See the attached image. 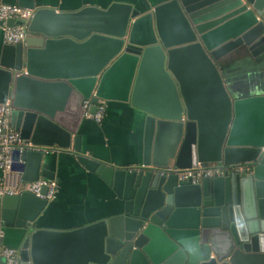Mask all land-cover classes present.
<instances>
[{
	"label": "water",
	"instance_id": "water-1",
	"mask_svg": "<svg viewBox=\"0 0 264 264\" xmlns=\"http://www.w3.org/2000/svg\"><path fill=\"white\" fill-rule=\"evenodd\" d=\"M0 4L34 11L25 42L0 51V107L10 101L24 143L11 172L24 183L55 181L44 157L72 150L118 201L107 219L57 231L41 224L49 201L0 198V230L20 240L1 242L21 264H264V82L231 81L221 69L242 49L264 54V0L115 1L74 12ZM90 98L92 114L99 101L143 114L139 164L97 161L60 123L71 102ZM198 164L243 171L196 184L161 171Z\"/></svg>",
	"mask_w": 264,
	"mask_h": 264
},
{
	"label": "crops",
	"instance_id": "crops-1",
	"mask_svg": "<svg viewBox=\"0 0 264 264\" xmlns=\"http://www.w3.org/2000/svg\"><path fill=\"white\" fill-rule=\"evenodd\" d=\"M115 1L137 4L147 2L153 5L166 0H38L45 7L62 12H74L88 6L105 9ZM3 45V34L0 31V51ZM237 82L242 81L237 79ZM244 82L252 84L253 87L262 84L264 65L254 66ZM80 103L79 99L71 102L60 123L80 134L85 154L101 163L118 167L132 166L142 161L145 120L141 112L132 109L128 104L106 103L104 120L96 123L83 116ZM42 165L44 169L54 173V180L58 184L56 198L49 202L42 215L43 228L74 230L107 219L116 212L118 201L113 190L100 177L80 165L72 150H52L44 157ZM2 176L0 169V179ZM21 178L19 174H11L13 183L18 184ZM0 233L3 234L5 244L18 246L20 240L17 231L5 229V232L0 230Z\"/></svg>",
	"mask_w": 264,
	"mask_h": 264
},
{
	"label": "built area",
	"instance_id": "built-area-1",
	"mask_svg": "<svg viewBox=\"0 0 264 264\" xmlns=\"http://www.w3.org/2000/svg\"><path fill=\"white\" fill-rule=\"evenodd\" d=\"M34 16V11L21 8L18 6H9L0 4V31L3 34V42L7 45H17L24 43L29 36V25ZM14 21V26H8L9 21ZM93 97V96H92ZM89 100L82 102L83 116L94 120L96 123H102L106 114V102L99 101L95 114L91 113L93 104ZM11 103L8 101L1 106L0 111V169L3 176L0 179V198L7 195H17L22 192H30L40 199L52 201L58 193V184L56 181H48L40 179L34 183L11 182V164L13 151L24 149V143L11 125ZM264 153V148L262 149ZM162 173L168 175H176L180 181H191L194 184L200 182L204 178H218L225 175H235L243 171L242 166H224V165H201L191 169H177L174 166L161 170ZM48 189L47 194H41L42 189ZM3 234L0 233V259L4 264H21L19 252L16 249L4 246L1 242Z\"/></svg>",
	"mask_w": 264,
	"mask_h": 264
},
{
	"label": "flooded vegetation",
	"instance_id": "flooded-vegetation-1",
	"mask_svg": "<svg viewBox=\"0 0 264 264\" xmlns=\"http://www.w3.org/2000/svg\"><path fill=\"white\" fill-rule=\"evenodd\" d=\"M256 65H264V54L255 59L245 49H242L239 55L228 58L225 64L221 66V69L224 71L225 76L230 78L231 81L239 79V81L244 82L250 70Z\"/></svg>",
	"mask_w": 264,
	"mask_h": 264
}]
</instances>
